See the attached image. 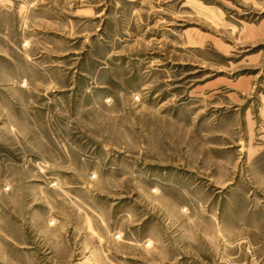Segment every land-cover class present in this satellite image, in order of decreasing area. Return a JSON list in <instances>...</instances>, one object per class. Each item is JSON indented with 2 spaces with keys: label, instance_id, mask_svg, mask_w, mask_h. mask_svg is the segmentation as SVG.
<instances>
[{
  "label": "rangeland",
  "instance_id": "rangeland-1",
  "mask_svg": "<svg viewBox=\"0 0 264 264\" xmlns=\"http://www.w3.org/2000/svg\"><path fill=\"white\" fill-rule=\"evenodd\" d=\"M263 212L264 0H0V264H235Z\"/></svg>",
  "mask_w": 264,
  "mask_h": 264
},
{
  "label": "crops",
  "instance_id": "crops-1",
  "mask_svg": "<svg viewBox=\"0 0 264 264\" xmlns=\"http://www.w3.org/2000/svg\"><path fill=\"white\" fill-rule=\"evenodd\" d=\"M253 231L259 237L257 246L259 250H256V247L255 255L250 261H247L243 256H239V260L235 264H264V212L254 222ZM244 237L246 238V236Z\"/></svg>",
  "mask_w": 264,
  "mask_h": 264
}]
</instances>
